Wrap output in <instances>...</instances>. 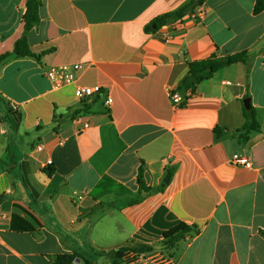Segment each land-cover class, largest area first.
I'll return each mask as SVG.
<instances>
[{
    "label": "crops",
    "instance_id": "1",
    "mask_svg": "<svg viewBox=\"0 0 264 264\" xmlns=\"http://www.w3.org/2000/svg\"><path fill=\"white\" fill-rule=\"evenodd\" d=\"M189 1L42 0L33 54L19 57L28 0H0V56L11 53L0 65V264H115L140 245L153 248L141 259L172 264H264V11L204 0L202 19L155 24ZM241 52L245 62L184 87L192 62ZM53 67L75 81L55 88ZM78 86L101 93L79 99ZM244 101L260 123L247 143ZM182 223L198 232L167 250L164 233Z\"/></svg>",
    "mask_w": 264,
    "mask_h": 264
},
{
    "label": "trees",
    "instance_id": "2",
    "mask_svg": "<svg viewBox=\"0 0 264 264\" xmlns=\"http://www.w3.org/2000/svg\"><path fill=\"white\" fill-rule=\"evenodd\" d=\"M204 0H190L175 11L165 14L155 20V24L160 27L167 24L175 23L182 20L185 16L191 13L196 6L201 5ZM42 7V0H28L27 11L25 13V34L16 42L13 54L19 57L31 56V51L27 33L36 27L40 22V9ZM264 11V0H257L254 12L256 14ZM11 56V53L0 56V65ZM247 58V52H241L234 55L218 56L217 54L211 55L209 58L199 61H194L190 64V75H194L197 82H192L190 77H186L183 81V85L186 88L194 89V87L204 81L210 80L218 71L231 66L236 63L245 62ZM244 118L246 120L242 130L238 133V139L241 143H247L251 135L260 131V123L257 120V113L253 107H244ZM143 170H140L139 182L142 189L145 188L142 181ZM1 201V199H0ZM197 227L189 226L185 223L179 224L176 227L170 229L164 233L163 246L167 250H173L178 243L185 240L188 235L197 233ZM153 251L150 246H129L119 249L113 253L115 264L123 262L125 257H129L131 253L143 254ZM80 257L79 255H59L55 259V264H73L75 259ZM86 264H92L90 261H86Z\"/></svg>",
    "mask_w": 264,
    "mask_h": 264
},
{
    "label": "built area",
    "instance_id": "3",
    "mask_svg": "<svg viewBox=\"0 0 264 264\" xmlns=\"http://www.w3.org/2000/svg\"><path fill=\"white\" fill-rule=\"evenodd\" d=\"M204 14L205 12L200 9L199 11H192L188 15L193 20H199L204 17ZM80 68H81L80 65L73 66V69L75 71L79 70ZM47 76L53 82L55 88H62L65 85L73 83L75 81L74 74L69 70V68H66V67H59V68L53 67L48 71ZM100 93H101L100 86H95V87L78 86L75 89V95L79 99L90 98ZM169 95L174 105L176 106L183 105L182 99L178 93H176L175 91H171ZM111 102H112L111 98H108L106 101L108 105ZM11 109L14 112L18 111V105L12 104ZM5 128H6L5 122L3 120V117L0 115V133L5 132ZM233 162L239 166L251 167V160L249 158H241L236 155L233 159ZM132 255L136 257L135 264H172L171 258L162 255V253L157 254L156 256H151L147 258L145 257L143 259H141L140 257L146 256L147 255L146 253L139 254V255L132 253Z\"/></svg>",
    "mask_w": 264,
    "mask_h": 264
},
{
    "label": "water",
    "instance_id": "4",
    "mask_svg": "<svg viewBox=\"0 0 264 264\" xmlns=\"http://www.w3.org/2000/svg\"><path fill=\"white\" fill-rule=\"evenodd\" d=\"M190 80L192 81V82H197V79H196V77L194 76V75H191L190 76ZM244 104H245V106H246V108H250L251 106H250V104L248 103V101H244ZM75 264H81V261L80 260H76L75 261Z\"/></svg>",
    "mask_w": 264,
    "mask_h": 264
},
{
    "label": "rangeland",
    "instance_id": "5",
    "mask_svg": "<svg viewBox=\"0 0 264 264\" xmlns=\"http://www.w3.org/2000/svg\"><path fill=\"white\" fill-rule=\"evenodd\" d=\"M5 119V118H4ZM5 120H7V119H5Z\"/></svg>",
    "mask_w": 264,
    "mask_h": 264
}]
</instances>
